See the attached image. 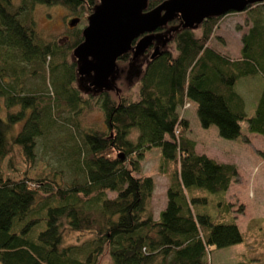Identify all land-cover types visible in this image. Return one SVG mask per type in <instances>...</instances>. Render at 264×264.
<instances>
[{"label":"trees","instance_id":"16d2710c","mask_svg":"<svg viewBox=\"0 0 264 264\" xmlns=\"http://www.w3.org/2000/svg\"><path fill=\"white\" fill-rule=\"evenodd\" d=\"M164 1L147 0L146 10ZM36 2L73 16L90 15L99 3L0 0V264H103L105 257L107 264H212L214 249L237 244L248 245V252L232 264H264V230L262 243L247 244L250 227L242 231L236 223L242 206L235 208L226 196L237 167L198 153L179 112L193 104L199 125L215 126L223 139L239 138L242 121L264 139V1L240 12L247 30L237 59L211 44L219 21L234 12L192 28L177 17L166 25L173 27L157 29L151 48L158 46L160 54L145 62L134 101L121 92L113 99L108 88L89 86L84 93L74 86L78 61L69 56L82 42L84 26L69 30L63 44L46 40L31 16ZM164 31L171 37L160 36ZM256 76L263 83L248 114L235 82ZM94 107L103 127L82 128L73 120ZM62 129L56 162L66 170L64 179L4 177L5 158L13 170L17 152L31 168L38 139L46 146L52 130ZM152 148L160 151L159 173L168 181L156 219L150 210L154 180L141 168ZM69 233L83 239L67 244Z\"/></svg>","mask_w":264,"mask_h":264},{"label":"rangeland","instance_id":"374dc122","mask_svg":"<svg viewBox=\"0 0 264 264\" xmlns=\"http://www.w3.org/2000/svg\"><path fill=\"white\" fill-rule=\"evenodd\" d=\"M20 2L21 0H12V3L15 5H19ZM31 16L36 30L44 39L54 40L63 44V38L70 34L67 28V21L78 17L80 22L78 21L75 25L77 27L84 26L85 28L89 14L83 12L79 16H73L60 6H47L36 2L33 4ZM244 22V15L240 12L224 16L213 32L214 37L211 40V44L219 52L237 59L240 54L242 55L241 36L247 30ZM173 26L165 27L170 28ZM170 32H173V30H169ZM169 33L164 31L160 36L165 38L171 37ZM171 46L173 45L169 44V48L167 47V49H172ZM151 47L136 58H133L132 53H130L128 59L116 63L115 72L109 78L107 89L111 92V98L115 99L117 97L116 94L121 92L122 97L133 101L138 100V78L143 72L145 62L150 59V54L153 51ZM69 59L70 61L73 59L72 54L69 56ZM90 81L91 77L87 78L77 75L74 86H78L82 92L87 93ZM262 83L263 81L259 76L254 78L244 77L235 82V89L244 98L248 114H251L255 108ZM179 112H181L182 117L188 120L189 131L187 135L196 143V151L198 153L206 154L217 162L232 163L237 167L238 177L231 183L226 196L235 203V208L242 206L241 212H237L236 223L242 231L250 227L248 231H251V233L247 234V244L259 243L261 233L263 232L260 230H264V139L250 132L244 121L240 123L241 135L239 138L235 140L223 139L219 137L215 126L205 129L199 125L193 104L191 106L185 105L183 110ZM1 115H3V112H1ZM67 116L66 112L62 113V117L65 118ZM73 120L82 128L89 126L101 128L104 126L103 116L98 107L82 110L73 116ZM63 134V129L52 130V136L46 143V146H43V140L38 139L37 157L35 164L31 168L25 169L17 152H15L13 158V170L8 169L6 165L7 158H5L1 165L4 177L17 180L24 176L33 178L47 174H61L62 179H64L66 170L64 166H60V160L58 161L59 166L56 162L59 159L57 158V153L60 148V143L57 142L56 137H61ZM135 135L136 131L132 130L129 137L133 139ZM54 137L56 138L55 140ZM159 162L160 151L158 148H152L147 151L141 162L142 173L154 180L155 186L150 201V210L154 217H157L159 211L165 205L168 185L167 178L159 173ZM210 197H215V195H210ZM251 220H259V224L251 226L249 225ZM81 239H83L82 236L69 233L65 236V243L74 244ZM260 250L261 248H259ZM247 252L248 245L246 244L214 249L210 255V262L212 264H232L237 262L240 256ZM102 262L103 264H107V258L105 257Z\"/></svg>","mask_w":264,"mask_h":264},{"label":"water","instance_id":"95a60500","mask_svg":"<svg viewBox=\"0 0 264 264\" xmlns=\"http://www.w3.org/2000/svg\"><path fill=\"white\" fill-rule=\"evenodd\" d=\"M264 0H166L146 10L147 0H98L82 30L83 40L74 48L77 74L91 77L89 86L108 88L117 61L132 51L136 58L152 43V33L179 17L183 27H196L204 19L242 12L247 5ZM77 18L71 19L74 26ZM137 39V40H136ZM160 54L153 47L150 59ZM122 159V157H121Z\"/></svg>","mask_w":264,"mask_h":264},{"label":"flooded vegetation","instance_id":"af4514ba","mask_svg":"<svg viewBox=\"0 0 264 264\" xmlns=\"http://www.w3.org/2000/svg\"><path fill=\"white\" fill-rule=\"evenodd\" d=\"M176 18H177V17H176ZM70 20H71V19H69V20L67 21V28H68V30H71V29L73 28V27H70V26L68 25V23L70 22ZM77 23H78V22H77ZM75 26H76V25H75ZM130 53H132V52H130ZM130 53H129V54H130ZM129 54H128V55H129ZM129 57H130V56H129ZM129 57H128V58H129ZM88 77H89V76H88ZM108 82H109V81H108Z\"/></svg>","mask_w":264,"mask_h":264},{"label":"crops","instance_id":"0c3cea01","mask_svg":"<svg viewBox=\"0 0 264 264\" xmlns=\"http://www.w3.org/2000/svg\"><path fill=\"white\" fill-rule=\"evenodd\" d=\"M157 217H158V215H157ZM157 217H154V219H156Z\"/></svg>","mask_w":264,"mask_h":264}]
</instances>
